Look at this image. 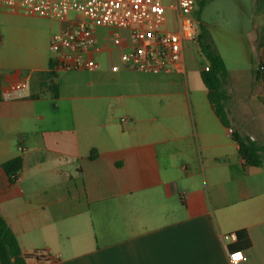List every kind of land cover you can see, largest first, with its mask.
<instances>
[{"label":"crops","instance_id":"crops-1","mask_svg":"<svg viewBox=\"0 0 264 264\" xmlns=\"http://www.w3.org/2000/svg\"><path fill=\"white\" fill-rule=\"evenodd\" d=\"M260 13L251 88L226 68V127L185 47L183 72H140L120 58L127 30L99 26L96 68L49 76L48 38L64 22L0 10V215L23 254H43L26 264H230L236 251L237 264H264ZM233 130L256 143L260 165L240 156ZM17 156L10 180L2 164Z\"/></svg>","mask_w":264,"mask_h":264},{"label":"built area","instance_id":"built-area-1","mask_svg":"<svg viewBox=\"0 0 264 264\" xmlns=\"http://www.w3.org/2000/svg\"><path fill=\"white\" fill-rule=\"evenodd\" d=\"M198 0H0V10L34 14L64 22L48 38L51 53L50 72L93 70L90 57L93 33L99 26L126 29L130 48L120 54L121 61L140 72H183V51L188 42L195 43V17ZM73 13L74 16L69 15ZM120 35L112 34V45ZM204 70L208 67L204 66ZM24 85L5 98L22 96ZM126 117L120 122L125 123ZM235 240L236 233L222 236ZM42 256L43 254L36 253ZM241 251L228 254L230 264L243 260Z\"/></svg>","mask_w":264,"mask_h":264},{"label":"rangeland","instance_id":"rangeland-1","mask_svg":"<svg viewBox=\"0 0 264 264\" xmlns=\"http://www.w3.org/2000/svg\"><path fill=\"white\" fill-rule=\"evenodd\" d=\"M261 9H264V0H200L198 5V18L208 41L221 55L232 77L246 78L244 83L248 89L251 88L248 76L256 55L253 38L261 30L263 21ZM199 52L197 38L195 43H186L185 61L194 56L199 66L206 64Z\"/></svg>","mask_w":264,"mask_h":264},{"label":"trees","instance_id":"trees-1","mask_svg":"<svg viewBox=\"0 0 264 264\" xmlns=\"http://www.w3.org/2000/svg\"><path fill=\"white\" fill-rule=\"evenodd\" d=\"M199 2L200 0H198L197 8L194 11L196 21L195 32L200 54L206 60V64L204 66L208 67L207 70H204L203 68L200 70V78L207 89V97L214 113L224 126L229 127L230 124L228 122L226 112V101L228 96L223 88V82L227 74V70L221 55L211 46L206 36L204 26L199 21ZM53 75H55L54 72L49 73V76ZM55 94L56 92L54 91V95ZM231 136L238 144V153L244 161L251 166L260 165L261 159L258 154L259 147L256 143L252 141L250 137L242 135L236 130L231 132ZM21 165L22 159L17 156L5 161L2 164V168L10 177V180H14L17 172L21 169ZM242 233L245 236L244 238H246L245 232ZM35 254L36 253L29 255L21 252L14 233L0 215V264H26V260Z\"/></svg>","mask_w":264,"mask_h":264},{"label":"water","instance_id":"water-1","mask_svg":"<svg viewBox=\"0 0 264 264\" xmlns=\"http://www.w3.org/2000/svg\"><path fill=\"white\" fill-rule=\"evenodd\" d=\"M230 130H232V129L230 128Z\"/></svg>","mask_w":264,"mask_h":264}]
</instances>
